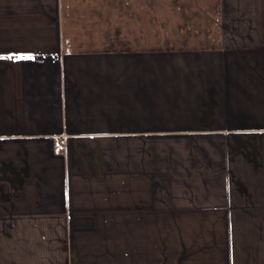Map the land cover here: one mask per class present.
Returning <instances> with one entry per match:
<instances>
[{"label":"crops","instance_id":"1","mask_svg":"<svg viewBox=\"0 0 264 264\" xmlns=\"http://www.w3.org/2000/svg\"><path fill=\"white\" fill-rule=\"evenodd\" d=\"M152 1L0 0V264H264V0Z\"/></svg>","mask_w":264,"mask_h":264},{"label":"rangeland","instance_id":"2","mask_svg":"<svg viewBox=\"0 0 264 264\" xmlns=\"http://www.w3.org/2000/svg\"><path fill=\"white\" fill-rule=\"evenodd\" d=\"M175 3V2H174ZM169 3L166 1H160V0H155L152 1V9H153V17H152V23L153 25L155 24H161V21L164 22H170V23H176L177 20L181 19V22L178 23H190L192 22V19L190 16H184V13L182 12L183 17L177 18L175 17V14H172L171 17H161L160 14L163 12L162 10H160V8L167 7ZM185 9V8H184ZM186 9H189L188 7H186ZM138 19V17H137ZM159 33H153V38H158L159 37Z\"/></svg>","mask_w":264,"mask_h":264},{"label":"snow or ice","instance_id":"3","mask_svg":"<svg viewBox=\"0 0 264 264\" xmlns=\"http://www.w3.org/2000/svg\"><path fill=\"white\" fill-rule=\"evenodd\" d=\"M16 59H31V57L27 56H20V57H15Z\"/></svg>","mask_w":264,"mask_h":264}]
</instances>
